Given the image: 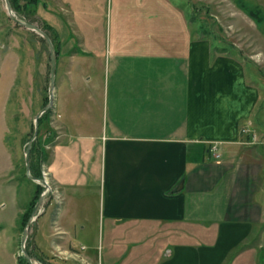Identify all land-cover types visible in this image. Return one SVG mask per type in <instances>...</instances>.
Masks as SVG:
<instances>
[{
  "label": "crops",
  "instance_id": "0c3cea01",
  "mask_svg": "<svg viewBox=\"0 0 264 264\" xmlns=\"http://www.w3.org/2000/svg\"><path fill=\"white\" fill-rule=\"evenodd\" d=\"M94 1L111 18L110 38L106 27V39L96 40L102 50L64 39L65 24L60 28L59 18L54 20L59 56H71L64 73L86 68L90 83L87 69L97 58L105 70L98 99L89 92L86 103L83 122L91 129L75 130L84 124L71 113L62 123L66 134L52 157L62 192L82 191L78 209L85 195H95L96 215L109 223L110 237L117 228L121 237L144 240L153 233L144 226L156 227L150 245L129 246L114 264H264V144L250 142L251 134L243 131L251 125L264 135L257 120L262 86L249 73L248 61L215 49L207 38L191 39L186 23L174 16L181 11L171 4L112 0L106 10V0H87L81 10L88 18ZM144 6L154 7L151 18ZM126 30L142 36L123 39ZM214 142L220 157L212 151ZM18 162L11 163L10 183L2 184L13 193V242L24 231L21 215L30 205L19 199L12 177ZM51 205H56L51 219L60 221L67 206L56 209L54 202L47 209ZM43 223L51 224L50 218L38 221L44 234ZM16 248L12 256L20 264Z\"/></svg>",
  "mask_w": 264,
  "mask_h": 264
},
{
  "label": "rangeland",
  "instance_id": "374dc122",
  "mask_svg": "<svg viewBox=\"0 0 264 264\" xmlns=\"http://www.w3.org/2000/svg\"><path fill=\"white\" fill-rule=\"evenodd\" d=\"M26 1L18 2L23 6L21 12L14 9L12 5L14 12L21 19L34 23L48 32L56 48L58 45L60 49V33L55 26L57 23H54V20L57 22L58 18L60 28H63L65 24L64 39L66 37L72 39L75 45L78 44L81 48H86V43L91 45L92 42L98 45L96 50H102L96 40L103 42L106 39L104 37L106 27L107 39L110 38L111 18L107 14V20L106 15L102 13L104 10L102 3L100 5L99 2H92L94 9L90 13L91 17L88 18L87 12L81 10L82 7H87V0H32L25 4ZM111 1L106 0L104 4L107 7L106 10L111 7ZM10 2L12 4V0ZM167 2L168 4L165 0H156L159 8L171 4L181 11H175L174 16L179 22L186 23L191 39L207 38L215 49L216 47L219 50L221 47L226 48L230 53L241 55L245 61H248L249 73L255 74L262 86L258 112L262 128H264V0H168ZM153 8L144 6L142 10L148 15ZM148 16L151 18V15ZM136 21L140 22V19L136 17ZM136 33L138 38L142 36L141 31L126 30L122 37L123 39L133 38ZM56 51L59 59L54 106L45 116L30 151V173L35 177L34 179L28 173L26 150L34 134L35 118L45 106L46 96L49 95L50 46L38 31L17 23L11 16L9 17L6 0H0V264L17 262L12 256V251L18 250L16 246L20 247L16 255L20 264L26 263V261L22 262L24 257L27 264H107L109 260L111 264H114L113 260L118 259L129 246L150 245L155 238L153 233L157 229L151 225L144 226V231H153L144 240H140L139 235L135 238L121 237L123 233L117 228L111 231L110 237L109 223L96 215L95 195L90 197L85 195V202L78 204V209L76 203L79 199L77 198L82 191L78 190L71 194L73 189H70L62 192L61 182L52 171L55 144L63 140L67 130L62 123L66 121L65 116L71 113V116L76 115V121L84 124L81 126L76 124L73 126L75 130L84 132L91 129V126L86 124L88 122L86 103L91 96L89 92L98 99L100 90L104 87L105 70L97 58L93 69H87L88 75L92 76L90 83L86 80V68L78 70L73 67L70 73L74 75V80L71 74L64 73L62 69L64 66L71 67L69 62L71 56L64 54L59 56L58 50ZM96 53L99 55L98 52ZM86 55L85 52L83 58ZM128 69L131 67L128 66ZM84 74L85 77H83ZM66 76H70L72 81ZM90 85H93V90L89 88ZM84 119L86 122H83ZM247 123L251 124L250 121ZM258 133L261 134L260 131ZM59 134L61 137L56 140ZM258 137L264 140L263 136ZM12 162L15 164L18 162L20 165L18 170L12 173L15 183H19V199L23 204H30L24 212L30 214L28 221L32 218L26 251L22 247L24 232L17 236L14 242L10 239L16 227L13 228L11 223L15 204L10 187L5 190L2 184L10 183ZM31 165L41 178H46L51 187L37 209L38 216L34 218L33 211L41 194L47 188L34 175ZM86 192L89 193V191ZM33 200L37 201L31 207ZM54 202L57 204L56 209L62 206L64 209V206H67L62 210L60 221L51 219L53 215L51 207L55 208L56 205H51L47 209V206ZM84 208L87 212L83 210ZM21 217L23 226L25 220L22 215ZM47 217L50 218L51 224L43 223L41 227L46 230L43 234L38 231L37 225H39L38 221L42 222ZM19 231L14 230L17 235ZM261 242L264 247V238ZM77 247L82 253L77 252ZM26 252L31 256L32 262L29 261ZM20 254L22 256H19Z\"/></svg>",
  "mask_w": 264,
  "mask_h": 264
},
{
  "label": "water",
  "instance_id": "95a60500",
  "mask_svg": "<svg viewBox=\"0 0 264 264\" xmlns=\"http://www.w3.org/2000/svg\"><path fill=\"white\" fill-rule=\"evenodd\" d=\"M6 2H7L8 13L11 16V18L13 20H15L17 23L23 24V25L29 27L30 29L38 31L48 41L49 46H50V52H51V80H50V85H49V102L42 108V110L37 114V116L35 118L34 134H33L32 138L30 139V141L28 143L27 150H26V164H27V168H28V173L31 177H33L35 179V177L30 173V151H31L32 144H33L34 140L37 138V136L39 134V130H40L39 119H40V117L46 111L50 110L54 106L55 82H56L58 55H57L55 44H54L52 38L50 37L49 33L46 32L41 27H39L38 25L31 23V22H28V21H25V20L21 19L20 17H18L17 14L14 12V9L12 7L10 0H6ZM38 179H39L40 183L45 184V186L48 187L49 189H47V190L45 189V191L41 194V196L37 202L36 208L33 211V218L36 215V212H37L39 205L42 204L44 197L50 191V185H49L48 181L45 178H38ZM31 223H32V218L28 221L27 226H26L24 233H23V237H22V247L25 251H26V242H27V239L29 236V229H30ZM26 254H27L29 261L32 262L31 256L27 252H26Z\"/></svg>",
  "mask_w": 264,
  "mask_h": 264
},
{
  "label": "trees",
  "instance_id": "16d2710c",
  "mask_svg": "<svg viewBox=\"0 0 264 264\" xmlns=\"http://www.w3.org/2000/svg\"><path fill=\"white\" fill-rule=\"evenodd\" d=\"M20 1H21V0H20ZM20 1H18V0H12V5H13L14 9L18 10L19 12H21V10L23 9V6H22L21 4L19 5V3H18V2H20ZM30 1H32V0H27V1L25 2V4L29 3ZM33 1H34V0H33ZM37 1H38V0H37ZM9 17H10V16H9ZM56 50H57V48H56ZM48 102H49V95L46 96V100H45V102H44V105H46ZM49 111H50V110L46 111V112L42 115V117H40V119H39L40 126L43 125L44 118H45V116L49 113ZM257 120H259V122L261 121V117H260V115H259V112H258ZM261 123H262V121H261ZM261 123H260V124H261ZM31 168H32V170L34 171V172H33L34 175H35L36 177H38V178H41L40 174L37 173V172L35 171V169H33L32 165H31ZM36 201H37V200H33V202L31 203V207H33V205H35ZM29 215H30V214H28L27 212H26V213H23V215H22V216H23V219L25 220V221H24V226H23V228H25V226L27 225V221H28V219H29V217H30ZM21 256H22V255H21ZM19 260H20V262H21L20 257H19ZM25 261H26L25 264H27V260H26V258L24 257L22 262H25Z\"/></svg>",
  "mask_w": 264,
  "mask_h": 264
},
{
  "label": "built area",
  "instance_id": "2783aa9c",
  "mask_svg": "<svg viewBox=\"0 0 264 264\" xmlns=\"http://www.w3.org/2000/svg\"><path fill=\"white\" fill-rule=\"evenodd\" d=\"M243 131H245V132H252L250 126L244 127V128H243ZM253 139H254V140H257V134H256V133H253ZM213 149H214V151H215V155L219 157V156H220V153H218V152L216 151V150H217V144L213 146Z\"/></svg>",
  "mask_w": 264,
  "mask_h": 264
}]
</instances>
